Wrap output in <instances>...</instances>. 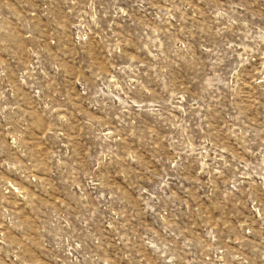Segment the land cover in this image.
I'll return each instance as SVG.
<instances>
[{"label":"rangeland","instance_id":"obj_1","mask_svg":"<svg viewBox=\"0 0 264 264\" xmlns=\"http://www.w3.org/2000/svg\"><path fill=\"white\" fill-rule=\"evenodd\" d=\"M0 264H264V0H0Z\"/></svg>","mask_w":264,"mask_h":264}]
</instances>
